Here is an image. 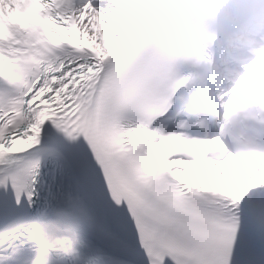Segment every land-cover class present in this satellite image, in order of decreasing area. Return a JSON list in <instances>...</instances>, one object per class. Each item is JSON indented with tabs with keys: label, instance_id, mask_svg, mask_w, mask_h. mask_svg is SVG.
Listing matches in <instances>:
<instances>
[{
	"label": "snow or ice",
	"instance_id": "1",
	"mask_svg": "<svg viewBox=\"0 0 264 264\" xmlns=\"http://www.w3.org/2000/svg\"><path fill=\"white\" fill-rule=\"evenodd\" d=\"M174 14L0 0V264H264V55L217 78Z\"/></svg>",
	"mask_w": 264,
	"mask_h": 264
},
{
	"label": "clouds",
	"instance_id": "2",
	"mask_svg": "<svg viewBox=\"0 0 264 264\" xmlns=\"http://www.w3.org/2000/svg\"><path fill=\"white\" fill-rule=\"evenodd\" d=\"M172 35L206 53L208 71L229 81L264 55V0H168ZM18 5V14H19Z\"/></svg>",
	"mask_w": 264,
	"mask_h": 264
},
{
	"label": "bare ground",
	"instance_id": "3",
	"mask_svg": "<svg viewBox=\"0 0 264 264\" xmlns=\"http://www.w3.org/2000/svg\"><path fill=\"white\" fill-rule=\"evenodd\" d=\"M85 42H87V41H86V38H85Z\"/></svg>",
	"mask_w": 264,
	"mask_h": 264
}]
</instances>
